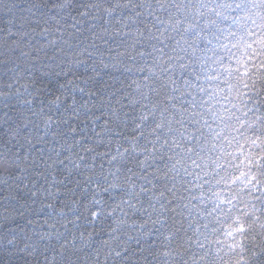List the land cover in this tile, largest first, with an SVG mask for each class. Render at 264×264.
<instances>
[{
    "label": "snow or ice",
    "instance_id": "6c2138e0",
    "mask_svg": "<svg viewBox=\"0 0 264 264\" xmlns=\"http://www.w3.org/2000/svg\"><path fill=\"white\" fill-rule=\"evenodd\" d=\"M74 4L55 0L64 16L38 30L10 19L22 30L0 37V65L13 73L0 80V105L16 96L27 106L6 129L24 148L12 179L31 183L30 206L56 214L40 238L59 239L58 224L79 228L83 217L108 222L100 264H264V0H82L62 24ZM88 60L125 73L123 86L102 95L69 79L33 107L37 66L67 75ZM32 117L35 132H23ZM93 236L73 232L61 249ZM153 236L150 261L130 257L129 240Z\"/></svg>",
    "mask_w": 264,
    "mask_h": 264
},
{
    "label": "trees",
    "instance_id": "16d2710c",
    "mask_svg": "<svg viewBox=\"0 0 264 264\" xmlns=\"http://www.w3.org/2000/svg\"><path fill=\"white\" fill-rule=\"evenodd\" d=\"M54 2L55 0H6L5 3L0 4V30H2L0 31V37H3L9 28L15 29L17 32L22 30L17 28L16 23H9L10 19L16 22L23 21L25 29L35 27L38 30L40 24L48 17L57 15L55 9L51 7ZM81 2L82 0H75L70 14L66 19L61 21L62 24L69 25L74 23L71 16L80 10L77 5ZM9 4L11 7H9ZM28 9H31V11H28ZM62 16H64L63 12L57 15V18L59 19ZM48 23L53 27L55 26L54 21L49 20ZM77 27H80V25H77ZM67 31L75 33V28H69ZM16 38V36H12L9 37V40ZM42 39V37H36L32 43L35 45L38 40ZM4 47L7 48V45H4ZM11 67V62L0 65V80L7 81L13 75L12 72L8 71ZM57 72H59V75H57ZM125 77L126 74L122 71H117L110 67L104 68L99 64L93 65L91 60L79 66H72L68 70L67 75L64 74L62 68H57L47 75H42L37 66V69L34 70L33 79L35 82L31 90H39V95L33 107L39 108V101L42 100L46 104L49 98L59 94L62 91L59 85L69 79L81 83L85 88L96 91L98 94L107 95L109 89L105 86H111L112 90L121 88L123 86L121 81H124ZM85 81L86 83H84ZM205 86L212 87L210 84ZM77 96L79 98V93H77ZM19 99L16 96H12L4 102L8 104V107L0 105V121H2L0 122V151L5 153V162L0 165V172H3V176L7 181L4 184H0V264H49V261H54V264H100L104 260V252L107 251L106 246L102 245L101 242L107 239L106 229L108 222L93 226L87 224L83 217H81V220L78 222L79 228L72 224L68 225V229L72 231L60 228L58 224L57 228L60 232H63V236L59 239L56 236H53L49 240L40 238L41 233L48 231L44 224L45 219L51 220L56 214L55 212L50 213L48 209L37 211L39 202L30 206L28 203V191L31 188V183H29L28 188H24L21 181H14L12 176L15 174V168L14 166L9 167L12 163V154L17 148L20 149L19 154L21 156L24 154V148L19 144H15V141H12L15 147L9 145L6 131V129L21 123V113L26 111L27 106L21 105L18 102ZM31 121L28 127L22 130L23 132H27L28 129H33V132H35L34 125L36 118L32 117ZM209 122L212 123L211 118H209ZM212 127L216 128V124L213 123ZM205 131L208 130L205 129ZM39 147L37 145L36 148H32L30 155L31 153L39 155L36 151ZM99 163L100 160L98 159L97 164ZM105 167H107L106 164ZM4 168H8V171L4 172ZM17 184L20 187H16L15 185ZM67 214L69 218L73 215L71 212ZM60 219L63 218L61 217ZM81 230L85 231V233L87 231L94 233L89 247L77 251L74 245H69L61 249V244L73 232L78 234ZM133 235L135 236V233ZM154 239L155 236L141 241V244L146 249L143 253H133L132 250L138 249L141 244H138L136 239L129 240L127 243L130 248V257L134 259L142 255L147 256L150 261L151 257L148 255L147 249ZM9 240L13 242L10 244ZM97 252H99L98 259ZM107 264H113L111 258H109ZM118 264H132V261L130 259L127 262H118Z\"/></svg>",
    "mask_w": 264,
    "mask_h": 264
}]
</instances>
